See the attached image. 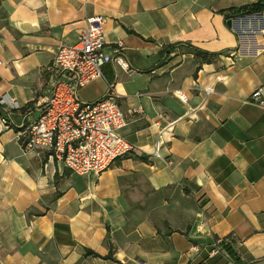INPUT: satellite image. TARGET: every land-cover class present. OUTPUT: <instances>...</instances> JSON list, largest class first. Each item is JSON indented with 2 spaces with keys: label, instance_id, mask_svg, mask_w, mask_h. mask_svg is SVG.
I'll return each instance as SVG.
<instances>
[{
  "label": "crops",
  "instance_id": "crops-1",
  "mask_svg": "<svg viewBox=\"0 0 264 264\" xmlns=\"http://www.w3.org/2000/svg\"><path fill=\"white\" fill-rule=\"evenodd\" d=\"M257 1L0 0V99L21 107L0 108V264H264V11H235ZM95 16L132 73L109 63L79 96L115 93L137 149L77 176L17 132ZM192 47L218 56L200 64Z\"/></svg>",
  "mask_w": 264,
  "mask_h": 264
},
{
  "label": "built area",
  "instance_id": "built-area-1",
  "mask_svg": "<svg viewBox=\"0 0 264 264\" xmlns=\"http://www.w3.org/2000/svg\"><path fill=\"white\" fill-rule=\"evenodd\" d=\"M105 18L95 16L88 19V27L76 44L59 47L52 64L49 88L44 102L38 106V115L27 108L26 120L18 126V141L26 154L40 156L42 151L61 162L77 176L101 175L119 159L133 153L137 147L123 135L127 126L126 115L121 109L117 96L108 92L94 102H83L79 92L103 76L102 68L115 63L131 72L124 55L125 45L117 41L106 53L108 38ZM1 64V63H0ZM209 96L213 87L204 88ZM176 97L183 103L188 99L182 92ZM252 100L261 102V92L256 91ZM20 109L14 99L3 97L0 108ZM156 127L160 124L156 122ZM11 129L9 117L0 118V131ZM164 128L154 146V157L163 159ZM173 165L174 161H166ZM219 248L225 240L218 241Z\"/></svg>",
  "mask_w": 264,
  "mask_h": 264
},
{
  "label": "trees",
  "instance_id": "trees-1",
  "mask_svg": "<svg viewBox=\"0 0 264 264\" xmlns=\"http://www.w3.org/2000/svg\"><path fill=\"white\" fill-rule=\"evenodd\" d=\"M242 16L253 15L264 11V0H258L257 2L244 6L235 10ZM174 46H168L166 50L172 51ZM194 56L199 60L200 64H210L217 58L218 54H212L197 48L192 47Z\"/></svg>",
  "mask_w": 264,
  "mask_h": 264
},
{
  "label": "water",
  "instance_id": "water-1",
  "mask_svg": "<svg viewBox=\"0 0 264 264\" xmlns=\"http://www.w3.org/2000/svg\"><path fill=\"white\" fill-rule=\"evenodd\" d=\"M228 25L232 26V20H229Z\"/></svg>",
  "mask_w": 264,
  "mask_h": 264
}]
</instances>
